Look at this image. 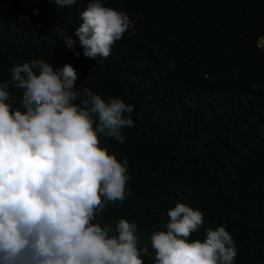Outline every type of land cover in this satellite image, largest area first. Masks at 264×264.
<instances>
[{
	"label": "trees",
	"instance_id": "obj_1",
	"mask_svg": "<svg viewBox=\"0 0 264 264\" xmlns=\"http://www.w3.org/2000/svg\"><path fill=\"white\" fill-rule=\"evenodd\" d=\"M89 2L0 0V83L17 64L43 59L54 70L71 65L78 89L134 105L123 144L100 137L127 162L125 200L93 223H135L144 264H155L151 234L166 231L168 211L184 203L204 217L190 241L224 226L234 264H264V0H102L134 24L96 59L74 34ZM8 90L20 107L21 92Z\"/></svg>",
	"mask_w": 264,
	"mask_h": 264
},
{
	"label": "clouds",
	"instance_id": "obj_2",
	"mask_svg": "<svg viewBox=\"0 0 264 264\" xmlns=\"http://www.w3.org/2000/svg\"><path fill=\"white\" fill-rule=\"evenodd\" d=\"M50 2L63 8L77 0ZM81 20L74 34L92 59L107 58L134 24L102 0H90ZM62 40L75 49L67 33ZM10 73L0 83V264H144L148 248H138L135 223H93L107 205L125 200L127 162L101 148L100 137L123 144L134 105L78 89L68 64L54 70L33 59ZM10 88L21 92L20 107L13 108ZM167 215L166 231L150 237L155 264H234L238 250L224 226L190 241L202 212L177 203Z\"/></svg>",
	"mask_w": 264,
	"mask_h": 264
}]
</instances>
